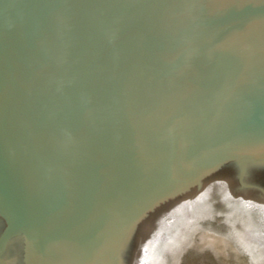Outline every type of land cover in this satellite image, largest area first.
<instances>
[{
	"label": "water",
	"instance_id": "1",
	"mask_svg": "<svg viewBox=\"0 0 264 264\" xmlns=\"http://www.w3.org/2000/svg\"><path fill=\"white\" fill-rule=\"evenodd\" d=\"M233 222L264 264V0H0V264H160Z\"/></svg>",
	"mask_w": 264,
	"mask_h": 264
},
{
	"label": "rangeland",
	"instance_id": "2",
	"mask_svg": "<svg viewBox=\"0 0 264 264\" xmlns=\"http://www.w3.org/2000/svg\"><path fill=\"white\" fill-rule=\"evenodd\" d=\"M175 195L141 210L137 232L172 207ZM160 264H244L235 222L191 228Z\"/></svg>",
	"mask_w": 264,
	"mask_h": 264
},
{
	"label": "flooded vegetation",
	"instance_id": "3",
	"mask_svg": "<svg viewBox=\"0 0 264 264\" xmlns=\"http://www.w3.org/2000/svg\"><path fill=\"white\" fill-rule=\"evenodd\" d=\"M225 1L227 2V1H233V0H225ZM235 1L238 2V6L239 5H245V4L252 3V2H260V0H235ZM242 1H244V2H242Z\"/></svg>",
	"mask_w": 264,
	"mask_h": 264
}]
</instances>
